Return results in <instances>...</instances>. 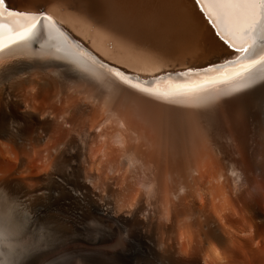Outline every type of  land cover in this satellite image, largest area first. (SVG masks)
Wrapping results in <instances>:
<instances>
[{
  "label": "bare ground",
  "instance_id": "bare-ground-1",
  "mask_svg": "<svg viewBox=\"0 0 264 264\" xmlns=\"http://www.w3.org/2000/svg\"><path fill=\"white\" fill-rule=\"evenodd\" d=\"M203 4L3 0L0 264L44 230L75 264H264V0Z\"/></svg>",
  "mask_w": 264,
  "mask_h": 264
},
{
  "label": "rangeland",
  "instance_id": "rangeland-1",
  "mask_svg": "<svg viewBox=\"0 0 264 264\" xmlns=\"http://www.w3.org/2000/svg\"><path fill=\"white\" fill-rule=\"evenodd\" d=\"M45 233L46 235H43ZM41 234L35 232L24 237L18 250L13 252L18 264H75L73 251L76 248V241L72 239L74 237L64 241L62 236L51 234L47 230ZM86 257V264H94L88 255Z\"/></svg>",
  "mask_w": 264,
  "mask_h": 264
},
{
  "label": "snow or ice",
  "instance_id": "snow-or-ice-1",
  "mask_svg": "<svg viewBox=\"0 0 264 264\" xmlns=\"http://www.w3.org/2000/svg\"><path fill=\"white\" fill-rule=\"evenodd\" d=\"M217 2H219V3H231V2H234V0H217ZM244 2H247V0H244ZM197 3L201 6V8L204 11L205 15L210 17L211 13H209L207 8L204 7L203 0H197ZM2 6H3V0H0V7H2ZM14 14L15 15H28V13H20V12H16ZM213 24H215V20L214 19H213ZM35 29H36V24H33L29 28H26L24 31L16 33V37H9L8 39H9V41L11 43H16L17 39H19V40L30 39L32 37V35L34 34V30ZM217 35H219L221 37V39L228 40V37L223 36L219 32V30H217ZM228 43H229L230 47H232L236 51H243V52H247L248 51L247 47H239L238 48L236 45L232 44L230 40H228ZM0 46H7V45H0ZM261 60L264 61V57H261ZM256 64H257V61L253 60L248 65L243 66L242 70L243 71H247V70H249L251 68H255ZM208 67H219V65L213 64V65H209ZM189 71H207V69H190ZM114 74L118 78L123 80L125 83H129V84L131 83L130 81L125 79V74L122 73L121 71L114 70ZM176 75H183V73H176ZM240 75H241V72H232L230 74H223L221 76L205 80V81H203L201 83H198L196 85H193L191 87L204 88V87H206L208 85H212V84H216V83H224V82H228V81L234 80L236 77H239ZM250 83L251 82L238 83L233 88H231V89H229L227 91L221 92L220 96L228 97L231 94H233V93H235V92H237L239 90L248 88L250 86ZM132 87L140 88V85L139 84H135V85H132ZM176 87H177V89H181V88H187L189 86L188 85H177ZM141 91H143L145 93H148L150 95H157L158 94V92L153 93L150 88H143V89H141ZM164 98L168 99L170 97H168L167 94H165ZM217 100H218L217 97H208V98H205L202 101V104L206 105V106H215L216 103H217Z\"/></svg>",
  "mask_w": 264,
  "mask_h": 264
},
{
  "label": "water",
  "instance_id": "water-1",
  "mask_svg": "<svg viewBox=\"0 0 264 264\" xmlns=\"http://www.w3.org/2000/svg\"><path fill=\"white\" fill-rule=\"evenodd\" d=\"M217 65H218V64H217ZM208 68H210V67H208V66H207V67H205V69H208Z\"/></svg>",
  "mask_w": 264,
  "mask_h": 264
}]
</instances>
